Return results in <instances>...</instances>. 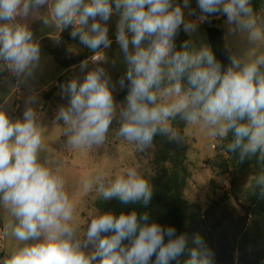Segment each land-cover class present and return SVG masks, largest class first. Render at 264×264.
<instances>
[{"label": "clouds", "instance_id": "clouds-1", "mask_svg": "<svg viewBox=\"0 0 264 264\" xmlns=\"http://www.w3.org/2000/svg\"><path fill=\"white\" fill-rule=\"evenodd\" d=\"M48 4L49 0H0V21H5L0 23V67L18 78L32 75L40 47L27 24L15 22L16 18ZM197 6L199 22L221 13L230 31L246 32L250 42L264 39L249 0H197ZM183 7H189V0H183ZM114 13L119 15L116 42L128 65L119 81L122 88L128 82L126 104L114 103L103 67L87 71L82 83L72 79L62 84L68 104L59 107L56 119L64 122L63 134L71 149L103 145L118 114L117 136L143 151L158 134L182 139L171 124L179 117L186 123L202 121L220 138L231 133L227 148L239 162L257 154L264 160V53L247 61L233 57L222 70L208 46L197 50L186 41L177 50L175 37L181 26L192 32L197 24L185 20L183 8L174 0H55L51 8L60 31L72 26L71 37L93 51V63L105 59L97 50L112 43L106 24ZM43 23L48 26L49 20ZM87 67L88 60L81 61V71ZM38 121L32 107L15 121L0 108V204L15 218L12 234L21 242L0 264H150L153 256L154 264H212L213 254L198 234L189 248L186 235H176L173 227L152 221L148 212L96 213L84 239L78 238L70 224L73 204L64 178L58 168L39 161L42 127ZM256 184L264 196V174ZM93 186L104 200L116 198L122 204L147 206L152 198L149 182L135 167L114 178L101 174L83 180L85 191ZM30 240L39 242L27 243ZM89 245L94 250L86 253ZM186 249L189 257L181 262L178 258Z\"/></svg>", "mask_w": 264, "mask_h": 264}, {"label": "rangeland", "instance_id": "rangeland-1", "mask_svg": "<svg viewBox=\"0 0 264 264\" xmlns=\"http://www.w3.org/2000/svg\"><path fill=\"white\" fill-rule=\"evenodd\" d=\"M50 3L51 0H49L48 5L41 6V9H47ZM174 3L181 5L186 21H193L197 24L194 31H184L189 37L187 40L189 46L197 50L203 46L210 48L205 33V25L208 21L199 22L200 11L197 0H189V7L187 8L183 7V0H174ZM193 12L194 14H192ZM253 14L257 25L264 31V11L258 13L253 11ZM118 23L119 15L115 13L106 24L108 36L112 43L110 47L101 51L98 49L97 51L102 52L106 57V62L102 66L110 77L114 103L118 107H123L126 104V99L119 97L124 89V87H120L119 81L121 77L126 76L128 65L116 42ZM223 27L233 57L239 58L241 61H247L264 53V39L258 42H250L246 32L230 31L226 19L223 20ZM33 39L36 40L35 37ZM49 42L45 40L44 44L50 46ZM70 49L74 53L87 49L92 55L94 54L80 41L72 42ZM91 63H88V67L84 71H81L80 67L72 70L64 84L72 79L82 83L87 71L97 67ZM63 71L64 69L41 48L38 66L33 70L32 75L27 78H18L6 67H0V79H2L0 81V108L13 121L23 119V112L27 107L34 108L38 113V122L42 127L40 130L42 149L39 152V161L53 170L59 169L60 175L65 180V191L73 204V216L70 224L77 229L78 238L83 240V234L87 231L91 217L96 213L103 214L95 206L96 201L102 197L96 191L95 186L89 191H85L83 180L85 178L92 179L101 174L106 178H114L127 168L135 167L151 185L159 172L154 162L158 145L153 140L151 147L140 151L136 149L134 142L118 137L117 132L120 123L117 114L110 125L107 139L103 145L93 146L92 149H71L67 144V136L63 134L64 122L56 119L59 107L67 106L68 97L61 92L60 86L62 84L57 86L50 84L45 88L54 78H58ZM29 98H32L31 103L28 102ZM172 127L179 133L183 131L180 140L188 147L187 164L191 177L185 195L193 205L194 212L204 210L213 200L226 193L238 195L243 204H251L257 188L256 178L259 176L255 167L241 170L233 165L229 175L221 176L219 171L207 163V161H212L219 155L218 147L221 142L218 137L213 135L211 130L203 125L202 121L187 123L183 121L182 123L172 124ZM15 222V218L0 204V262L11 255V252L21 244L12 234V227ZM40 239H43V237ZM37 242L39 240H30L27 243ZM84 250L86 253H90L94 248L89 245Z\"/></svg>", "mask_w": 264, "mask_h": 264}, {"label": "trees", "instance_id": "trees-1", "mask_svg": "<svg viewBox=\"0 0 264 264\" xmlns=\"http://www.w3.org/2000/svg\"><path fill=\"white\" fill-rule=\"evenodd\" d=\"M250 6L256 13L264 11V0H250ZM224 19L226 16L217 13L209 17L205 25L210 48L216 60L222 65V70L231 65L232 59L225 41V30L222 26ZM188 39L181 26L175 37L176 49H181L182 44ZM72 42H79V39H73L70 32L64 30L56 46L49 49L52 59L64 69L72 68L92 56L87 49L78 53L71 51ZM261 70L264 71V68ZM67 78L68 74L63 75L60 82L63 84ZM127 83L125 80L126 86L119 96L121 98L127 96ZM184 83L186 84V79ZM183 121L176 117L172 124ZM218 140L221 142L218 150H224L226 154H219L207 163L219 171L221 176L229 175L233 165L241 170L255 167L259 175L264 174V160L259 158V154L239 162L237 154L228 150L231 133L224 138L218 137ZM154 141L158 145L154 162L159 172L150 185L152 188L150 203L147 206L141 203L122 204L116 198L111 200L101 198L96 201V208L102 213L111 212L115 216L133 210L138 214L148 212L152 221L164 228L173 227L176 235H186L189 238V248L192 247V238L198 234L213 254L212 264H264V196H261L258 186L250 205L243 204L238 195L226 193L213 200L204 210L194 212L193 205L185 195L191 177L187 164L188 147L180 139L170 140L159 134L154 137ZM111 234L102 233L103 236ZM167 239L165 237V242ZM123 243L127 245L129 241L125 240ZM188 257L189 252L186 249L178 260L182 262ZM154 261L155 256L151 258L150 264H154ZM95 264H98V261ZM171 264H177V261H172Z\"/></svg>", "mask_w": 264, "mask_h": 264}, {"label": "crops", "instance_id": "crops-1", "mask_svg": "<svg viewBox=\"0 0 264 264\" xmlns=\"http://www.w3.org/2000/svg\"><path fill=\"white\" fill-rule=\"evenodd\" d=\"M54 2H55V0H51V3L47 7V9H41V7H39L37 9H34V10L30 11L27 16H24V17L18 16L16 18V21H15V22H18V23H21V24H27L29 29L33 32V38L34 37L36 38L35 41L39 44L40 48L45 53H47L50 57H51V55H50L49 49H52V48H54L56 46L58 38L60 37L62 32L64 30H67V31H69L71 33V31L73 30L72 26H68L67 28H64L62 31H60V29L56 26V24L54 22V19L52 17V14H51V8H52V5L54 4ZM43 19H48L49 20V25L48 26H46L43 23ZM0 23H5V21H0ZM90 23H91V21H90ZM222 26H223V24H222ZM45 40L50 41L49 42L50 46H47L46 44H44ZM225 41H226V45H227V47H228V49L230 51V54L232 56L231 50H230V48H229V46L227 44L226 33H225ZM102 49H104V48L102 47L100 49V51ZM104 58L105 59L103 61H100L98 63H93V62L91 63L90 62L91 60L89 58L88 59V63H91L94 66H99L100 65L99 67H103L102 64H104L106 62V57L104 56ZM232 58H233V56H232ZM78 67H80V64H78L76 66H73L72 68H69V69H64L63 68L64 71L62 72V74L58 78H54V80H52L48 85H46L45 88H47V86H49L50 84H55L56 86L59 85V84H62L60 82L61 77L63 75H65V74H69L72 70H74V69H76ZM110 73H112V72H110Z\"/></svg>", "mask_w": 264, "mask_h": 264}, {"label": "built area", "instance_id": "built-area-1", "mask_svg": "<svg viewBox=\"0 0 264 264\" xmlns=\"http://www.w3.org/2000/svg\"><path fill=\"white\" fill-rule=\"evenodd\" d=\"M93 55H94V54H93ZM215 147H216V146H215ZM219 154L225 155L226 152H225L224 150H220V151H219Z\"/></svg>", "mask_w": 264, "mask_h": 264}, {"label": "water", "instance_id": "water-1", "mask_svg": "<svg viewBox=\"0 0 264 264\" xmlns=\"http://www.w3.org/2000/svg\"><path fill=\"white\" fill-rule=\"evenodd\" d=\"M180 135H183V131H181Z\"/></svg>", "mask_w": 264, "mask_h": 264}]
</instances>
